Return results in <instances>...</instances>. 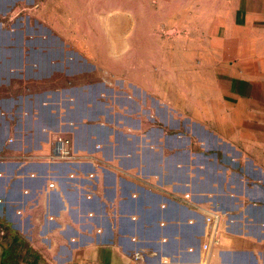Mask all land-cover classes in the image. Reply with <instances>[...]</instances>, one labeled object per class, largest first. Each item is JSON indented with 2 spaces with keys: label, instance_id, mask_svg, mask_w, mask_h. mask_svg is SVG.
I'll return each mask as SVG.
<instances>
[{
  "label": "crops",
  "instance_id": "crops-1",
  "mask_svg": "<svg viewBox=\"0 0 264 264\" xmlns=\"http://www.w3.org/2000/svg\"><path fill=\"white\" fill-rule=\"evenodd\" d=\"M91 1L0 0V264H264V0L136 55Z\"/></svg>",
  "mask_w": 264,
  "mask_h": 264
},
{
  "label": "rangeland",
  "instance_id": "rangeland-1",
  "mask_svg": "<svg viewBox=\"0 0 264 264\" xmlns=\"http://www.w3.org/2000/svg\"><path fill=\"white\" fill-rule=\"evenodd\" d=\"M223 0H94L91 1L89 8L92 10L89 16V24L91 32L99 37L101 33V25L106 26L103 33L107 39H114L120 35L121 26L129 27V36L132 37L133 54H137L136 40L140 36L153 35V30L163 27L165 32H160L164 37L173 35L178 42V51L184 50L182 46H188L184 43L187 40L200 41L201 35L214 34L215 25L219 16V9H222ZM25 3V2H24ZM23 4V3H22ZM25 7H31L25 3ZM27 8V9H28ZM25 10V9H24ZM22 11L29 16L27 12ZM94 11V12H93ZM139 26V27H138ZM144 26V28L142 27ZM171 26V28H169ZM138 27V28H137ZM172 29V31H169ZM174 29V30H173ZM143 31V32H142ZM159 34V32H155ZM112 36V37H111ZM171 38V39H172ZM99 39V38H98ZM150 43L152 39H145L144 43ZM188 48V47H187ZM193 52H200L199 44L193 45ZM200 53L194 54V56ZM136 66V65H134ZM116 71H120L118 65ZM114 82V81H113ZM55 143L59 136L66 137L70 140L71 152L73 159H77L73 149V140L71 137L60 133L56 135ZM55 157H61L58 153ZM84 160L85 157L80 155L79 159Z\"/></svg>",
  "mask_w": 264,
  "mask_h": 264
},
{
  "label": "built area",
  "instance_id": "built-area-1",
  "mask_svg": "<svg viewBox=\"0 0 264 264\" xmlns=\"http://www.w3.org/2000/svg\"><path fill=\"white\" fill-rule=\"evenodd\" d=\"M57 137V136H56ZM56 152L62 157V158H72V152L70 147V140L66 137L59 136L56 141ZM219 218V215L217 213H213L212 216L208 217V221H214L216 222ZM207 244L205 247L207 248Z\"/></svg>",
  "mask_w": 264,
  "mask_h": 264
}]
</instances>
